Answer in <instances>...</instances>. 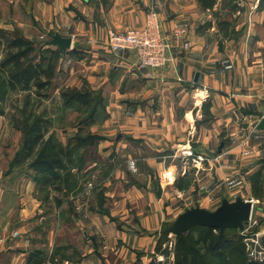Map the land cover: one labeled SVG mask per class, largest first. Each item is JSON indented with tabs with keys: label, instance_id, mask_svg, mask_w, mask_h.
<instances>
[{
	"label": "crops",
	"instance_id": "0c3cea01",
	"mask_svg": "<svg viewBox=\"0 0 264 264\" xmlns=\"http://www.w3.org/2000/svg\"><path fill=\"white\" fill-rule=\"evenodd\" d=\"M62 1L75 7L81 18L60 14L58 21L65 32L59 34L71 38V52L78 59L66 57L59 64L58 78L61 73V84L78 88L81 83L78 85L75 78L81 76L108 103L102 114L106 119L95 128L100 139L86 153L83 167L87 172L103 163L108 171L103 176L99 201L98 193H92L82 203L81 211L89 223L82 228L86 244L75 264L95 263L113 244L120 246L114 252L119 257L141 255L150 262L156 235L173 212L170 199L175 201L193 192L206 204L210 199L213 203L222 198L232 202L241 197L255 206L257 197L251 187L255 175L261 190L258 214L263 217L264 129H257V125L264 118V31L257 36L242 33L236 43L231 41L218 48L219 36L214 29L209 35L197 34V19L204 11L196 0ZM147 6L161 8L164 29L176 23L188 25L190 49L184 60L179 55L174 65L155 70L154 78L145 81L134 65V53L111 52L106 32L132 27L142 20ZM117 61L123 67L118 74L114 68ZM205 105L209 115L206 119ZM185 150L197 154V168L205 159L210 170L202 171L197 184L185 170L181 177L190 180L191 186L180 190V177H173L170 183L165 174L175 176L176 160L189 161ZM91 155L99 160H91ZM31 175L21 169L0 176V264H41L43 254L48 258L46 263H58L60 258L63 264H71L67 255L75 247L73 242H78L77 236L44 243L36 240L39 235L27 233V226L37 225L35 216L40 218L47 204L41 201ZM53 205L51 202L56 212L58 208ZM205 205L197 207L210 210ZM106 214L115 216V221L118 218V226L108 225L111 218ZM259 231V237L264 235V224L258 225ZM95 250L101 255L97 259ZM59 251L64 255H58Z\"/></svg>",
	"mask_w": 264,
	"mask_h": 264
},
{
	"label": "rangeland",
	"instance_id": "374dc122",
	"mask_svg": "<svg viewBox=\"0 0 264 264\" xmlns=\"http://www.w3.org/2000/svg\"><path fill=\"white\" fill-rule=\"evenodd\" d=\"M108 1L111 0H106L107 3ZM196 1L199 6L198 8L204 11L203 17L197 19V34L203 35L205 33L209 35L214 29V34L219 36L216 40L219 43L218 48H221L231 41L236 43V39L242 33L251 34V36L252 34H255L257 36L258 33L264 31V0H215L214 6L211 9L206 10L201 8L198 0ZM145 9L146 10H143L142 20L136 22L132 27L120 30L108 29L106 32V40L108 45L107 35L109 31L127 32L133 30L142 33L143 36H158L159 39L167 42L168 46L173 50V60L158 68L149 70V74L146 69L140 67L138 53L133 49H125L134 53L135 67L143 74L145 81H148L154 78L155 70L167 65H174L175 62L178 61L179 55L182 56L180 59L184 60L186 52L190 49V28L186 24L176 23L170 29H164V20L161 19L160 16L161 8L147 6ZM60 14H72L75 19L76 17L77 19L78 17L81 18V14L75 7L64 3L62 0H0V63L8 51L15 52L14 49H9L7 40L18 39L23 42L24 47L29 46L33 48V51L29 56V59L33 64L38 63L40 59L43 58L42 66L44 68H47L50 65L53 67V78L49 82L50 85L47 88V91L45 89L43 90V93H46L47 95L46 97H42V99L35 96V88H32L28 93L21 92L17 89L9 90L7 88L0 92V176L9 173L10 171L21 169H25V172L27 171L29 174L33 173V171L29 169V164H31V161L37 157L41 147H36L30 156H26V152L23 150L24 132L22 130L24 123L32 121V118L40 120V130L43 133L42 143L44 142L48 145L46 148V154L52 152L50 150L52 146L53 149H56L54 152H57L59 148H63V152H66L67 146L69 143H74V138L77 135L85 137L88 135L87 132L96 135L95 131L97 129L95 128L99 127V124L103 123L106 119L104 118L105 115H102V108L104 106L105 110L108 103L107 99L103 97L100 91L92 89L87 82L76 73H74L73 77H76L77 75L75 78L79 80L77 84L79 85V83H81V86L78 88L65 86V82L61 84L62 80H64L61 73L58 78L60 72L59 64L65 61L66 57H68L67 59L71 58V61L78 59V55L71 52V47L67 50L59 51L56 46L48 43L54 33L61 34L62 32H65V30L61 29L62 26L58 21ZM214 34L212 33V36ZM108 47L110 49L109 45ZM160 50L161 47H159V52ZM116 52L118 51H115L114 53ZM151 54L154 56V52H151ZM261 56H264V53L261 54ZM119 63L120 62L117 61L116 65H114V68H117V71L115 72L116 74L123 69V67H119ZM0 75L1 78L5 76V74L1 72ZM73 80L71 79L70 81ZM68 89L84 90L87 93L89 92L93 94H90V96L95 97L94 103L98 113V115L95 114L94 116L95 121H93L94 119L90 120L91 105L88 108H82L78 107V105L73 102L68 105L64 104L61 94ZM207 92L208 91L205 93L207 94ZM205 115L209 117L206 105L203 109L204 119L207 118ZM99 139L91 146L86 145L88 141L84 142L83 146H80V144L79 147L75 149V152L73 153L74 155L71 154L73 160L71 163H69V160H66L60 153L63 157L66 170H60L59 174L56 175L58 176L55 179L56 181L54 180L52 184L45 182L42 184V187H39V182L37 185L35 184V190L40 191L39 194L41 201L47 204L43 203L45 206L41 213H39L40 218H38L37 214L35 216V219H38L37 225L33 224V227L29 224V226H27V233L31 231V234L35 233V236L39 235V238L36 237V240H43L44 243H47L46 240L49 239H53L55 242L59 243L58 240L72 239L77 236L78 242H73L75 247L71 248L68 253L69 255H67L69 256L68 259H70L69 263L71 264L76 263L75 261L81 256V253L83 252L82 248L86 244L84 242L85 237H83L82 228L89 223V218H85V213L81 211L82 203L87 197L91 196L92 193H98L96 198L99 201L101 198L99 190L102 185L103 176H105L108 171L103 163H99V167L84 172L83 167L86 163V153L89 151L91 152L93 146L96 145ZM86 140L90 141L92 139L90 137ZM213 153L214 150L211 155H213ZM188 154L189 156H187ZM81 155L82 163L80 162ZM184 155L189 158V161L183 162L179 159L178 162L176 160L178 167L175 169V176L170 174L171 177H168L169 173H167L168 175L165 174V179L170 183L173 182V177H177V175L181 178H179L178 182L180 190H188L191 186V181L194 180V183L197 184V177H200L202 171L210 170L208 165L205 166L206 161L202 156H200V159L198 158L199 160L203 159L200 162L201 167L197 168V154H194L192 150H185ZM93 158L99 160L98 157L91 155V160H93ZM80 164H82L81 167ZM185 170L189 171L191 174V181L181 177L185 175ZM202 177V181H205L206 179H204V176ZM251 183H254L252 178ZM57 186L61 187L60 191H56L55 188H57ZM260 194L261 190H258L257 184L256 189L253 191V195L257 197V205L254 206L255 208L253 209V215L251 216L250 221L245 225L242 231H225L223 234L224 242L220 245V248L224 250L228 243H231L237 237L241 236L246 246L248 258L252 261L261 262L264 260V249L261 246V240L264 238V235L259 237L258 233H260V231L258 232V225L264 224V216L262 217L258 214V206L261 207V205H258ZM212 201L213 200L210 199V201L207 200V204L206 202L203 203L202 200H197V196H195L193 192L191 195H185L181 197V199H176L175 201L170 199L168 203L173 210L168 216L170 222H166L162 227V230L156 235L157 244L150 262L148 261L149 259H142L141 255L140 257L133 256V258L128 255V258L126 259L119 257V253L118 255L117 253L115 255L114 252L120 250V246H115V244H113L112 249L104 251V255L106 254V256L103 258L100 257L99 260L97 258L101 255L95 250L97 255L95 257L97 260L94 261L95 263L90 264H177L178 261L180 264H189L190 259L184 254H179V252H177L176 238L170 235L167 237V240L163 242L161 239V233L165 227L170 225L185 209L197 207V204H206L205 206L211 211L215 210L214 208L220 204V201H214V203ZM51 202L57 206L58 209H56V212L51 208ZM106 215L109 219L111 218L108 225L118 226V218L115 221V216L111 217L109 214ZM89 216L91 217L92 215L89 214ZM75 225L82 226L77 227ZM50 227L53 228V230H51ZM74 227L77 229L71 232ZM214 234H217V232L215 231ZM1 235L2 234L0 233V236ZM87 236L91 235L87 234ZM184 236L187 240L186 245L192 246L193 242L199 239L200 230L198 228H193ZM213 246H215L214 243L210 242V244H208L205 258L210 264H222L219 259L212 256L214 252L219 250ZM195 248H201V245L195 246ZM71 252L73 253L72 256L70 255ZM100 252L103 254L102 248ZM200 252L204 253L205 251L201 250ZM58 255L61 256L64 255V253L59 251ZM226 257L230 262H237L239 260V256L231 251L227 253ZM42 258L44 263L41 264H63V262H60L62 261L60 258H58V263L54 260L46 263L45 260L48 258L44 254L40 259L42 260ZM86 260L89 261L90 259L86 258Z\"/></svg>",
	"mask_w": 264,
	"mask_h": 264
},
{
	"label": "trees",
	"instance_id": "16d2710c",
	"mask_svg": "<svg viewBox=\"0 0 264 264\" xmlns=\"http://www.w3.org/2000/svg\"><path fill=\"white\" fill-rule=\"evenodd\" d=\"M198 2L201 8L205 10L211 9L215 4V0H198ZM7 42L9 49H14L15 52L8 51L4 56V59L0 63V72L5 74V76L2 78L0 75V92L3 89L7 88L9 90L17 89L21 92L28 93L32 88H35L34 94L36 97H38L39 99H42V97H46L47 94L43 93V90L45 89L47 91V88L50 85L49 82L53 78L52 65L44 68L42 66L43 58H41L38 63L33 64V62L29 59L31 52L33 51L32 47H24L23 42L18 39H8ZM90 94L92 93H87L84 90L68 89L61 94V97L65 105H68L71 102L76 103L78 107L82 108H88L91 105L92 109L90 120H92L94 119L95 114L98 115V113L94 103L95 97L90 96ZM103 111L104 106L102 108V112ZM93 121H95V119ZM22 130L24 132L23 150L24 152H26V156H30V154L36 147H41L37 157L31 161V164H29V169L33 171L32 178L36 181L37 184L38 182L40 183L39 187H42V184H44L45 182H49V184H52L53 181L58 177L56 175L59 174V171L66 170L63 157L66 160H69V163H71L73 162L71 154L75 152V149L78 148L80 144V146H83V143L88 141L86 145L91 146L96 142V140L99 139L97 135H92L91 132H87L88 135L85 137L77 135L74 138V143H69V145L67 146L66 152H63V148H59L57 152H54L56 151V149H53L52 146L50 148L52 152H50V154H46V148L48 147V145L47 143H42L43 133L40 130V120L32 118V121L24 123ZM90 137L92 140H86ZM80 162L82 163V155ZM81 166L82 164H80V167ZM253 179H255V182L252 185V189L254 191L256 189V185L258 184L257 175H255ZM55 189L56 191H60L61 187L57 186V188ZM194 228H198L200 230V237L198 240L193 242L192 246L186 245L187 240L184 235L187 232L179 237H176L177 252H179V254H184L185 256H187L190 259L189 264H210V262L205 258L206 248L208 247V244H210V242L215 244V246H213L214 248L219 249L214 252L212 256L219 259L222 264H264V260L260 262L252 261L248 258L246 246L241 236L237 237L231 243H228L226 245V248L222 250L220 248V245L224 242L223 234L227 230L220 234L217 229H210L206 227ZM215 231L217 232V234H214ZM161 239L163 242L167 240V238L163 236ZM199 245H201V248L196 249L195 246ZM261 246L264 249V238L261 240ZM201 250H204L205 252L201 253ZM230 251L236 253L239 256V260L237 262H230L229 259H227V253H229ZM177 264H180L179 261L177 262Z\"/></svg>",
	"mask_w": 264,
	"mask_h": 264
},
{
	"label": "water",
	"instance_id": "95a60500",
	"mask_svg": "<svg viewBox=\"0 0 264 264\" xmlns=\"http://www.w3.org/2000/svg\"><path fill=\"white\" fill-rule=\"evenodd\" d=\"M48 43L56 46L59 51H64L71 47V38H63L58 33H54ZM197 77L196 74L194 82L197 81ZM257 129H264V118L258 123ZM253 207L250 200H244L241 197H236L232 202L222 198L220 204L213 211L191 207L179 214L161 234L165 238L170 235L176 238L194 227L217 229L220 234L230 229L242 231L251 219Z\"/></svg>",
	"mask_w": 264,
	"mask_h": 264
},
{
	"label": "built area",
	"instance_id": "2783aa9c",
	"mask_svg": "<svg viewBox=\"0 0 264 264\" xmlns=\"http://www.w3.org/2000/svg\"><path fill=\"white\" fill-rule=\"evenodd\" d=\"M107 39L110 50L113 52L125 49L135 50L138 53L140 67L146 69L148 74L149 70L158 68L173 60V50L167 42L159 39L158 36H143L142 33L133 30L127 32L109 31ZM159 47H161L160 52ZM151 52H154V56ZM198 158L200 159V157Z\"/></svg>",
	"mask_w": 264,
	"mask_h": 264
}]
</instances>
